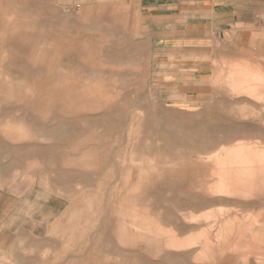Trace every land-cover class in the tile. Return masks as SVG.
<instances>
[{
    "label": "rangeland",
    "instance_id": "1",
    "mask_svg": "<svg viewBox=\"0 0 264 264\" xmlns=\"http://www.w3.org/2000/svg\"><path fill=\"white\" fill-rule=\"evenodd\" d=\"M187 21L140 0H0V202L8 206L0 264H166L194 250L199 231L176 228L196 224L172 207L188 180L166 164L168 153L176 169L194 158L179 141L167 152L165 130L149 126L200 124L206 134L257 124L231 104L247 92L264 100V33L257 25L217 39ZM247 159L264 189V149ZM210 166L222 168L218 157ZM203 169L217 195H204L210 205L193 219L217 221V238L213 253L195 252L200 264H264V236L247 246L249 233L237 246L218 233L234 214L229 228L264 232V192L225 195ZM156 231L164 237L151 257ZM169 236L186 248L169 247Z\"/></svg>",
    "mask_w": 264,
    "mask_h": 264
},
{
    "label": "crops",
    "instance_id": "2",
    "mask_svg": "<svg viewBox=\"0 0 264 264\" xmlns=\"http://www.w3.org/2000/svg\"><path fill=\"white\" fill-rule=\"evenodd\" d=\"M148 5L152 10H157L160 13L174 16L181 14L188 18V25L191 30H197L206 34H217V39H235L238 34H245L252 31V26L257 28V31L264 33L263 20L256 21L257 17L264 16V0H140ZM264 36V35H263ZM264 43V39L262 40ZM11 50L13 45H8ZM244 47V46H243ZM263 78H259L262 80ZM240 95V94H238ZM241 99L233 100L232 106H243L254 113L253 118L258 123L252 125L239 124L231 126L227 129H221L219 132L214 129L207 130V135L203 132L202 125L182 124L176 127L174 132L168 130L171 126L168 120L158 121L157 124L149 126L150 129L159 128L165 130V139L161 140L167 147L169 152L172 144L180 142L186 150L193 156L194 159H189L183 162L181 168L176 169L174 166V158L168 153L166 164H170L171 172H184V177L188 180V191L184 192V201L179 199V194L175 196L172 207H175L178 217L186 221L194 222L196 225L192 227L179 226L176 228L178 234L199 231V239L194 241V250L184 253L180 256H166L164 260L166 264H200L195 252H210L213 253L215 245L213 239L217 238V221L211 225H203L201 220L193 219V214L201 211L205 206L210 205V202L204 200V195H217L213 187L207 184L203 169L204 165L209 167L211 178L219 176L223 193L232 195L239 193L243 188L248 189L247 196H256V192L261 189V169L247 159V155L256 153L264 149V100L257 97L255 93L247 92L240 96ZM219 103L225 104L226 98L221 97ZM159 132L156 131L157 139ZM159 140V139H158ZM249 142V143H245ZM232 146V149L225 150L224 147ZM25 157H31L30 150L26 151ZM221 154L231 156L232 159H220ZM217 157L222 167L217 171L216 166H210ZM205 161V162H204ZM208 163V164H207ZM179 165V166H180ZM30 168L31 164L27 163ZM180 175H178L179 177ZM195 179V180H193ZM257 190V191H256ZM259 192H264V189ZM238 208H247L251 205L234 204ZM7 202H0V249L5 246L7 241ZM169 217L173 218V214L169 213ZM237 214L229 216L228 220L222 222L219 226L218 233L226 234L223 239L228 244L242 245L241 238H247L249 233H252L251 241L247 246H252L253 240L257 236H264L261 227L255 228L250 224H244L236 228H229L230 223L238 222ZM189 217V218H188ZM176 220V219H175ZM156 221L154 220L153 223ZM226 232V233H224ZM76 233L69 234V238L74 240ZM175 236V234H173ZM235 235L236 237H232ZM173 236V237H174ZM256 236V237H255ZM152 237L155 241L153 252H149V256H160L158 243L164 237L156 231ZM169 247L186 248L185 245L174 241L172 236L166 240ZM140 252V251H139ZM142 254L139 253V256ZM147 255V254H146ZM180 261V262H178ZM215 264V262L211 263Z\"/></svg>",
    "mask_w": 264,
    "mask_h": 264
},
{
    "label": "bare ground",
    "instance_id": "3",
    "mask_svg": "<svg viewBox=\"0 0 264 264\" xmlns=\"http://www.w3.org/2000/svg\"><path fill=\"white\" fill-rule=\"evenodd\" d=\"M115 86V85H114Z\"/></svg>",
    "mask_w": 264,
    "mask_h": 264
}]
</instances>
